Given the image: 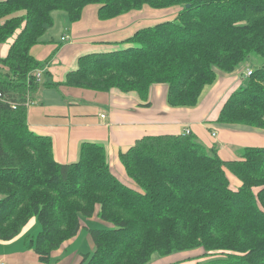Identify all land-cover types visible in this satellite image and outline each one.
<instances>
[{
	"label": "trees",
	"instance_id": "trees-1",
	"mask_svg": "<svg viewBox=\"0 0 264 264\" xmlns=\"http://www.w3.org/2000/svg\"><path fill=\"white\" fill-rule=\"evenodd\" d=\"M89 3L99 4L102 18L145 4L180 8L137 29L122 40L126 47L80 55L65 84L135 90L147 100L151 85L165 82L169 105L194 106L217 69L232 71L256 54L262 65L228 96L218 120L264 128V0H0V42L14 35L0 58V239L35 217L40 229L27 243L48 262L97 213L109 225L90 228L95 249L80 264H147L154 254L199 248L204 253L192 257L207 264H264V146L224 160L191 131L144 135L120 153L130 186L111 170L103 144L84 141L78 159L64 163L52 137L29 126L27 97L55 85L33 76L44 63L31 48L53 11L72 22Z\"/></svg>",
	"mask_w": 264,
	"mask_h": 264
},
{
	"label": "crops",
	"instance_id": "crops-1",
	"mask_svg": "<svg viewBox=\"0 0 264 264\" xmlns=\"http://www.w3.org/2000/svg\"><path fill=\"white\" fill-rule=\"evenodd\" d=\"M98 8L97 3L85 5L78 20L72 21L70 26L64 25L58 44L54 43L55 38L51 35L31 48L35 57L39 51V46L36 45L40 44L46 48L48 57L40 61L44 63V73H47L48 79H44L43 74L40 83L46 81L55 85H40L30 94L33 102L28 105V124L35 132L52 137L54 153L60 162L77 160L84 141L98 142L105 147L113 173L126 184L136 186L120 159V153L144 135L181 133L188 129L196 134L198 140L207 148L215 147L224 160L239 158L244 147L264 146L263 127L218 120L228 96L244 84L245 71L239 67L240 64L232 71L217 69L216 80L204 88L200 101L194 106L169 105L168 85L165 82L152 84L147 100L142 99L135 90L122 91L114 87L102 91L65 84L67 72L78 67L80 55L104 51L105 47L110 48L108 51L115 49L110 45L116 42L115 39L105 37V34L124 26L131 27L139 20H155L169 12L145 4L133 13L126 11L102 18ZM87 11L93 15V23L85 25L83 19ZM65 22L67 18L64 19V24H67ZM64 35L68 36L66 40L62 39ZM13 37L6 42H0V58L7 55ZM36 98H40L41 106L31 105L38 103ZM147 102L149 104H146ZM227 173L231 185L239 186V179L231 172ZM81 223L77 234L52 250L50 260L45 262L27 243V235L35 236L40 229L37 219L32 217L18 235L9 240L0 239V262L80 264L84 253L95 249L90 228L109 225L100 219L97 213L82 219ZM191 256L195 254L181 252L151 259L147 264H177V260ZM190 261L194 264V260Z\"/></svg>",
	"mask_w": 264,
	"mask_h": 264
},
{
	"label": "rangeland",
	"instance_id": "rangeland-1",
	"mask_svg": "<svg viewBox=\"0 0 264 264\" xmlns=\"http://www.w3.org/2000/svg\"><path fill=\"white\" fill-rule=\"evenodd\" d=\"M177 8L178 7L172 6V7H168V8H165V9L164 8L163 9H158L160 11L169 10V12L167 14L155 19V20H152V21H150V20H143V21L139 20L135 24L131 25V27L124 26L123 28H117V29H115L113 31H110L107 34H105L106 35L105 37H109V38L115 39L114 41H116V42H113V43L110 44V45H113V48H115V49H116V47H118L117 49L126 47V46L130 45L131 43H129V42H121V40L125 39V37H127L129 35H132V33L139 27L147 26V25H153L156 22H159V21H162V20L175 18L177 16V13H178ZM140 9L141 8L131 9L128 12L133 13V12H136V10H140ZM95 16L97 17L96 14H95ZM53 17H54V22H53L52 26L42 36L43 37L42 39L45 40V39L49 38L52 35L55 38L54 39L55 40L54 43L56 42V44H58L57 41H58V39L60 37V33H61L62 29L64 28V25L70 26L71 21L67 18V15H66L65 11H63V10H55V11H53ZM65 18H67V22H65L67 24H64V19ZM150 19H153V18H150ZM92 21H93V15H92V13L90 11H87L86 16L83 19V23L85 25H87V24L93 23ZM10 39H11V37L8 38L6 41H8ZM36 46H39V51L36 54V58L38 60L41 59V61L44 60L45 57L47 58L48 57L47 56L48 52L46 53V51H47L46 48L43 45H40V44L36 45ZM104 49H105L104 51H108V49H110V48L109 47H105ZM262 63H263V60L261 59V57L259 55L252 54L244 62H242L239 65V67H241L244 71H246L247 68H253V69L258 68V67H260L262 65ZM40 67H44V66H40ZM44 79H48L47 75L44 76ZM247 81H248V76H244V84H246ZM36 100L38 101V103L34 104L35 103L34 102L31 105L41 106L42 102H41L40 98H36ZM30 106H29V108H31ZM38 226H39V223H38ZM181 252L179 253L178 251H175L172 254H181ZM188 252H194L193 254H195V255H201L202 253H204V250L202 248H199L197 250L188 251ZM157 257H162V256L159 255V254H154L153 257H152V260L156 259ZM190 260H194V264H196V263L207 264L208 263L207 262L208 257L194 258V257L191 256V257H188V258L180 261L178 264H182V263L191 264Z\"/></svg>",
	"mask_w": 264,
	"mask_h": 264
},
{
	"label": "built area",
	"instance_id": "built-area-1",
	"mask_svg": "<svg viewBox=\"0 0 264 264\" xmlns=\"http://www.w3.org/2000/svg\"><path fill=\"white\" fill-rule=\"evenodd\" d=\"M68 38V36L64 35L62 36L63 40H66ZM253 72V68H247L246 71L244 72V76H250ZM33 76H35L38 80H41L44 74V67H38L35 68L32 72ZM0 96H1V92H0ZM31 102H33V99L31 97H27L26 100V104H30ZM102 116H105V114H102ZM186 132H190V130H186ZM0 264H4L3 261L0 262Z\"/></svg>",
	"mask_w": 264,
	"mask_h": 264
},
{
	"label": "water",
	"instance_id": "water-1",
	"mask_svg": "<svg viewBox=\"0 0 264 264\" xmlns=\"http://www.w3.org/2000/svg\"><path fill=\"white\" fill-rule=\"evenodd\" d=\"M189 6V4H187Z\"/></svg>",
	"mask_w": 264,
	"mask_h": 264
}]
</instances>
